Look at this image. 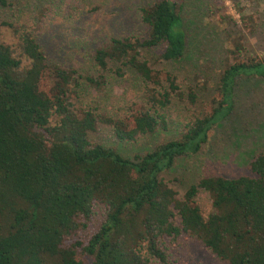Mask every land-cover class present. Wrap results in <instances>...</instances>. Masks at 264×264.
Returning <instances> with one entry per match:
<instances>
[{"label": "trees", "instance_id": "obj_1", "mask_svg": "<svg viewBox=\"0 0 264 264\" xmlns=\"http://www.w3.org/2000/svg\"><path fill=\"white\" fill-rule=\"evenodd\" d=\"M54 1L55 8L48 3ZM21 2L48 10L33 18L20 13L17 22L0 16V36L1 27L11 28L19 49L16 55L0 39V264H168L163 239L183 233L228 264H264V153L249 159V174L202 176L181 198L162 179L177 159L202 150L212 129L230 117L237 86L264 80V46L254 54L246 43L257 33L264 42V0H235L240 24L229 14L217 15L227 28L213 47L229 60L214 81L199 78L184 91L174 72L153 68L147 57L159 52L171 64L192 60L185 0L141 5L147 33L112 36L92 48L97 74L48 58L38 39L47 11L54 8L50 18L72 22L97 5L0 0V7L12 8L16 18ZM110 63L116 75L129 71L140 80L141 99L120 118L87 105L74 108L84 85L104 83ZM211 82L202 114L143 154L126 156L89 140L98 123L112 127L119 141L166 130L159 110L175 98L195 104ZM201 190L211 199L206 214L197 199Z\"/></svg>", "mask_w": 264, "mask_h": 264}, {"label": "rangeland", "instance_id": "obj_2", "mask_svg": "<svg viewBox=\"0 0 264 264\" xmlns=\"http://www.w3.org/2000/svg\"><path fill=\"white\" fill-rule=\"evenodd\" d=\"M10 1H16L17 5V0ZM85 1L89 5H97L98 9L86 12L79 21L72 22L65 21L58 15L50 18L55 11L57 1L48 2L53 4L54 8L51 12L47 11L44 25L38 32V39L44 46L48 58L77 66L84 69L83 72L97 74L96 68L89 60L90 50L112 36H144L148 28L140 20L138 8L152 0ZM185 2L188 3L186 13L189 15V28L194 38L191 43L192 60L188 58L181 63L171 64L162 61L159 52L147 57L153 68L174 72L183 91L192 84L200 83L199 78L210 76L214 81L226 64V60H229L228 57L222 58L220 48L213 47L214 41L224 39V29L227 28L219 21L217 15L229 14L236 22L240 21L234 5L235 0H222V5L218 0H185ZM40 5L42 4L33 8L21 2L20 9H17L19 13L16 11V18L12 8L0 7V16L3 20L13 22H17V19L21 20L20 13H27L33 18L43 8ZM260 6L259 11H262L264 4L261 3ZM43 9L48 10V8ZM0 39L10 44L17 55L19 52L17 36L11 28L1 27ZM246 43L248 50L254 54L258 47L263 50L264 42L261 43L259 33L247 36ZM210 56L216 60L213 61ZM26 63L27 61L24 60V64ZM109 67L110 69L104 72L105 80L100 87L83 86L82 95L72 100L74 108L87 105L105 115L120 118L129 112L132 102L141 99L143 85L140 80L129 71H125L122 76L116 75L115 64L110 63ZM212 92L211 82L206 90L199 91L195 104L175 98L172 104L163 109L164 111L159 110L165 115L169 130L160 129L152 135H140L133 141H119L112 127L98 123L96 129L89 132V140L91 143L112 147L126 156L143 154L157 143L174 137L177 126L182 128L186 123L200 116L204 103ZM257 153H264V80L249 78L235 89L234 112L223 123L212 129L202 150L177 159L173 167L162 174V179L175 190L177 197L181 198L188 186L202 176L236 177L249 174L247 163ZM197 199L202 212L206 214L210 207V196L201 190ZM163 245L168 255V264H228L211 253L200 241L184 233L176 238L165 236ZM158 264L164 263L158 262Z\"/></svg>", "mask_w": 264, "mask_h": 264}]
</instances>
